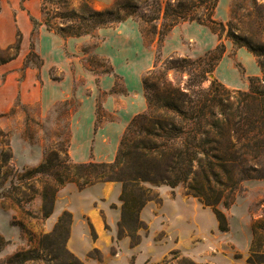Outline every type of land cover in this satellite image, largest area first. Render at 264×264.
I'll return each instance as SVG.
<instances>
[{
  "label": "rangeland",
  "instance_id": "obj_1",
  "mask_svg": "<svg viewBox=\"0 0 264 264\" xmlns=\"http://www.w3.org/2000/svg\"><path fill=\"white\" fill-rule=\"evenodd\" d=\"M114 1L40 0L42 16L37 21L39 24L34 38H37L39 25H45L64 38L77 34L91 36L84 51H92L101 39L98 28L87 33L91 28L90 10L102 12ZM150 11L148 7L140 12L150 16ZM129 19L138 22L134 18ZM223 23L226 27L223 37L233 43L226 36L231 31L248 41L255 51L247 47L244 41L237 40L253 54L261 70L260 62H264V0H233L227 20ZM151 26L144 23L146 32H141L147 47L158 41V36L151 33ZM139 28L141 30L140 24ZM157 28L160 31L161 22ZM233 44L235 48L240 47ZM15 49H0V63L11 59L16 53ZM160 52L158 48L153 68L142 76L146 99L147 93L153 98L168 88H179L185 93L197 90L195 85L208 89L215 81L219 88L229 91L225 98L237 102L239 95L235 92L248 91L250 79L262 77V70L258 76H249L246 65L235 53L230 55L233 70L225 71L228 76L236 74L237 84L230 86L220 79L217 67L212 74L200 77L202 71L218 63L217 59L222 55L220 52L208 56L201 63L200 58L193 59L181 53L163 59ZM82 63L88 71L99 76L112 71L111 63L105 56L91 53L87 58H82ZM26 64L40 66L41 59L34 48ZM195 79L199 84L194 82ZM123 91L124 82L117 79L115 93ZM108 95L103 91L98 93L99 125L109 119L102 108ZM79 105V100L71 99L57 102L44 112L37 103L18 101L10 111L0 114V264H49L45 260L51 259L54 249L43 242V237L54 230L65 211L71 213L73 218L67 249L79 258L81 264H183V261L214 264V261L221 263L223 244L227 248L223 253L232 252L236 258L242 257L230 242V236H221L218 223L215 225L211 217L214 215L212 208L188 195L183 185L175 189L166 185L157 189L160 202L150 201L141 212L146 228L140 230L137 245H132L129 237L119 235L122 186L115 181L96 183V186L107 183L111 186L107 191L100 192L90 188L80 191L76 183H66L56 194L52 215L44 218V186L54 184L53 179L45 175L28 177L26 174L37 169L49 157H53L55 164L61 163L57 169L69 166L72 173L76 172L73 164H83L75 163L69 155L72 115ZM237 207L248 210L253 225L264 219V179L245 182L235 205L229 209L220 206V209L231 219ZM29 250H36L44 260L15 261L16 254Z\"/></svg>",
  "mask_w": 264,
  "mask_h": 264
},
{
  "label": "trees",
  "instance_id": "obj_2",
  "mask_svg": "<svg viewBox=\"0 0 264 264\" xmlns=\"http://www.w3.org/2000/svg\"><path fill=\"white\" fill-rule=\"evenodd\" d=\"M218 4L219 0H115L102 12L90 10L91 28L87 33L134 18L143 34L146 32L143 24L152 25L151 33L158 36L159 45L174 27L184 22L207 25L223 38L226 27L215 19ZM148 7L152 15H142L140 11ZM32 21L36 31L39 23ZM159 22L160 31L157 30ZM226 36L240 47L243 45L237 40L244 41L255 51L248 41L233 32H227ZM216 52L222 53L217 59L219 63L225 52L223 44L200 58L199 63ZM218 63L211 64L200 77L212 74ZM260 66L262 77L251 78L248 91H236L237 102L225 98L229 91L219 88L215 81L208 89L195 85L197 90L189 93L179 88H168L153 98L147 93L148 109L128 126L112 163L73 164L76 172L72 173L69 166L59 170L61 163L55 164L53 157L47 158L26 174L53 179L54 184L44 186L43 217L52 215L56 194L66 183L74 182L82 191L98 182L115 181L122 186L119 235L129 237L132 245H137L140 230L146 228L141 212L150 201L160 202L157 189L183 185L188 195L212 208L219 230L228 232L229 221L220 206L231 208L245 182L264 179V62ZM72 220L71 213L63 212L54 230L43 237V242L54 249L51 259L45 260L49 264H81L66 245ZM253 231L254 240L246 264H264V219L254 223ZM14 259L18 262L44 260L36 250L18 253ZM183 264L196 263L183 261Z\"/></svg>",
  "mask_w": 264,
  "mask_h": 264
},
{
  "label": "crops",
  "instance_id": "obj_3",
  "mask_svg": "<svg viewBox=\"0 0 264 264\" xmlns=\"http://www.w3.org/2000/svg\"><path fill=\"white\" fill-rule=\"evenodd\" d=\"M232 1L219 0L216 20H227ZM41 16L40 0H0V49L9 51L16 47L11 59L0 63V114L10 111L18 101L37 103L47 112L57 102L79 100V108L72 115L69 142V155L75 163L115 161L128 126L148 108L142 76L153 68L158 48L163 59L176 53L199 59L223 44L225 52L216 71L230 86L237 84L235 73L225 74L226 70H233L232 53L244 62L249 76L261 73L251 52L243 47L235 48L232 42L220 38L209 26L197 22L181 23L173 28L164 43L159 45L156 41L147 47L138 22L128 19L116 26L101 28L98 31L100 43L92 51H84L91 36L64 38L45 25H39L35 39L32 19L38 21ZM33 48L41 59L40 66L26 64ZM91 53L108 58L111 73L99 76L88 71L82 58ZM117 79L123 80L125 88L119 94L115 93ZM100 91L109 94L102 103L109 119L101 125ZM96 185L88 188L97 192L111 188L108 183ZM211 217L219 229L216 215ZM228 221L229 231H219L221 236H230V242L242 257L236 258L232 252L223 253L227 249L223 244L221 263L214 261V264H246L254 240L253 219L247 209L237 207L235 215Z\"/></svg>",
  "mask_w": 264,
  "mask_h": 264
},
{
  "label": "water",
  "instance_id": "obj_4",
  "mask_svg": "<svg viewBox=\"0 0 264 264\" xmlns=\"http://www.w3.org/2000/svg\"><path fill=\"white\" fill-rule=\"evenodd\" d=\"M211 77H213V75H211Z\"/></svg>",
  "mask_w": 264,
  "mask_h": 264
}]
</instances>
